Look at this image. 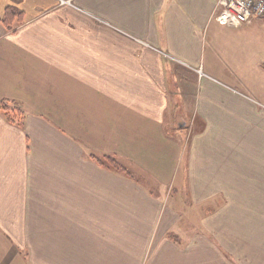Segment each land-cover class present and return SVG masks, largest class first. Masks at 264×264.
Masks as SVG:
<instances>
[{"label":"crops","instance_id":"crops-1","mask_svg":"<svg viewBox=\"0 0 264 264\" xmlns=\"http://www.w3.org/2000/svg\"><path fill=\"white\" fill-rule=\"evenodd\" d=\"M66 1L0 0V264H264L233 246L264 223V17Z\"/></svg>","mask_w":264,"mask_h":264},{"label":"rangeland","instance_id":"rangeland-1","mask_svg":"<svg viewBox=\"0 0 264 264\" xmlns=\"http://www.w3.org/2000/svg\"><path fill=\"white\" fill-rule=\"evenodd\" d=\"M66 0H60L61 4H66ZM215 10V9H214ZM201 72V70H199ZM11 107H14L15 105H9ZM124 166L127 167V173L130 175H127V173H124L121 171V168H112L116 172L123 173L127 177L132 176L133 178H136L139 181L146 182L147 185L152 186L153 181L152 178H150L149 174L144 172L142 169L138 168L137 166L133 165L131 162L119 160ZM152 182H151V181ZM172 188H168L169 194L171 196ZM255 193V192H254ZM256 195V193H255ZM224 213L221 215L223 217ZM257 219L255 216L253 217L254 222L253 223H247L243 225V236L241 234L238 235L237 239H233V246L235 247H246V248H255L258 246H264V223L257 224ZM238 227L241 228V225L238 224ZM216 228V236L214 239L217 241V246H225L226 239H225V232H224V224L218 223ZM247 231V232H246Z\"/></svg>","mask_w":264,"mask_h":264},{"label":"built area","instance_id":"built-area-1","mask_svg":"<svg viewBox=\"0 0 264 264\" xmlns=\"http://www.w3.org/2000/svg\"><path fill=\"white\" fill-rule=\"evenodd\" d=\"M219 23L239 27L264 17V0H214Z\"/></svg>","mask_w":264,"mask_h":264},{"label":"trees","instance_id":"trees-1","mask_svg":"<svg viewBox=\"0 0 264 264\" xmlns=\"http://www.w3.org/2000/svg\"><path fill=\"white\" fill-rule=\"evenodd\" d=\"M21 13H19L15 7H7L5 9V13L2 17V21L4 24L8 27V29H13L16 24L22 23L21 19ZM3 110L8 117L9 120L15 121V117L13 116L15 112H18L20 115H22V110L18 107L14 106L11 107L9 105H4ZM17 123L20 126H23V119H20L17 121ZM98 161L105 165L106 167H112V168H121L124 173H127V167L124 166L117 158L111 157V156H105L103 158H98ZM127 175H130L127 173Z\"/></svg>","mask_w":264,"mask_h":264}]
</instances>
